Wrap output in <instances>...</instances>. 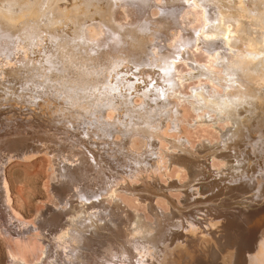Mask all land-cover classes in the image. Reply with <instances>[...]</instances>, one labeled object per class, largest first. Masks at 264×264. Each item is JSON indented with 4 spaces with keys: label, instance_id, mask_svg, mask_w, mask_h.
<instances>
[{
    "label": "rangeland",
    "instance_id": "rangeland-1",
    "mask_svg": "<svg viewBox=\"0 0 264 264\" xmlns=\"http://www.w3.org/2000/svg\"><path fill=\"white\" fill-rule=\"evenodd\" d=\"M72 1L74 3L75 0ZM146 1V4L151 7L150 11L148 10L149 6H147L146 10L151 14L145 11L144 21L148 18L153 22L155 19V22L158 21L161 16H163L162 13L169 7L177 10L179 19L185 17L187 20L191 21L190 28L185 31L182 30L180 37L176 38L172 34V32L177 34L179 31L177 29H172L165 33L166 38L167 36H169L170 39L176 38L177 42L172 47L173 51L170 54L176 61L172 67L171 74L173 77V84H169L170 86L166 84L165 86L166 93L169 94L168 100L170 103L168 100L165 101L163 98L157 99L155 96H149V99H146V94H142L143 92L145 93L143 89H148L150 86H145L146 84L143 78L140 80L139 77L142 76H139L141 75L139 71H135L136 73L133 72L130 75V80H126L127 82L130 81V84L127 82L125 83L122 79L123 82L121 81V83H119L120 81H118V83L122 85L120 86L116 80V84H118V87L120 86L119 89L115 83V86L113 85L114 88L111 87V84L108 86V80L111 81V72L105 73L109 76V79L104 74V77L101 78L104 83L99 82V84L101 83L100 86H103L105 90L100 88L98 82L93 81L94 84L91 82V84L89 83L86 86V88L90 90V94H88L86 88V90H84L83 86L75 82H73V85L72 82L69 81H66L68 84L65 82L61 84L63 81L58 82L54 80L50 71H46L47 69L42 63L44 61H39L35 54H32L28 61H30V59H36L40 64L38 62L34 64L36 61L34 60L30 63L31 65L33 64L32 66L27 61L25 62L24 58H21V60L19 59V61L16 60L18 58L12 59V57H8L19 63L21 62V64L17 62L18 66H23L21 69L20 66L18 68L17 64H15L16 61H11L10 63L13 62V64L9 65L7 62L10 59L7 57L0 58L2 61H0V68H2L0 69V144L4 141L6 143L21 145L20 139L22 138L21 141L27 143L24 147L30 148L33 145L31 148H37L35 147L37 145L39 147L40 145L43 146L41 147L42 150L34 157H28L27 159H24L23 156L15 157L14 155H7L5 157L4 161H8V164L5 166L8 181L7 188L11 200L10 206L13 209V211H10L13 213L9 214L8 212L7 214V210L4 213V210H2L3 207H0V213L2 214L0 216V264H13L10 250L16 251L20 249V247L22 248L21 236L18 234L15 235V232L20 230L18 229L20 223H27L32 227L36 224L38 214L45 213L49 209L54 208L57 209L56 213H60V209L65 208L59 200L57 192H60V195L66 200L70 199L72 196L70 200L73 202L75 201V203L82 200V203H84V205L86 204L85 208L90 213L87 217L90 218L93 216L92 219L95 220V224L87 228L88 231L85 235L87 238L89 236V238H85V240H90L93 243L86 242L87 245L84 246L83 253L88 255L85 256L86 260L83 261L81 257L78 260L71 259L72 264H76L79 260V264H84V262L86 264H110V261H107V259L110 260V258L111 263L115 260L117 264H128L131 262V264H160L159 262H162V264H169L170 255L175 257L177 263L179 261L180 263L183 262L182 264H253L256 259L260 262V260H258L259 258L255 257L258 256L255 254L259 251V256L261 260L264 261V159L261 158H264V141L257 146L254 143V145L248 144L249 139H246V141L242 140L243 145H228L226 148H231L229 151H214L213 147L218 148L226 146L217 145L219 141L221 144L223 138L217 134L218 131L216 132L214 130V125L225 128V131H227L226 122L224 123V121L220 120L217 114L216 117L214 112H211L209 115V111H206L207 109L204 110L205 112L199 110L195 111L196 108H193L189 101L193 96L194 88H201V80L206 79L205 77H195L197 72L194 71L192 66H197L199 63L201 68L206 66L204 64L208 63L209 54L206 52L205 46L209 42H207V40H212L213 38L208 37L206 33L208 30L211 32L213 29L212 27L215 23L212 21H214V19L216 21V11L211 7L207 8L209 11L211 10V13L214 11L211 17L208 13L209 11H206V9L204 10V7H195V5L198 4L196 0H168V2L167 0ZM34 2L28 1L27 6H33L32 3ZM60 2H62V0H60ZM62 3H67V0H63ZM118 3L121 4V0L118 1ZM27 6L24 9L14 7L16 8L15 10L12 7V11L9 13H11L10 15H13V17H16V15L18 16L19 12L21 14L23 12L24 14L26 12L30 14L31 12L33 13V8L36 5L33 7ZM120 8L126 9L127 7L125 8V6L123 7L122 5ZM124 9H120L122 15H124ZM64 11L66 12V10L62 11L65 14ZM16 12L18 13L16 14ZM208 16L212 19H209L210 17ZM207 18L209 21H212H207ZM87 24L83 27L82 34L87 37L91 36L89 38L95 37V33L98 31L100 25L95 22L94 24L96 26L92 25L93 22ZM90 27L96 30L94 31L92 28L93 30L91 32L89 29ZM228 27L234 29L237 26L236 24L229 23ZM149 34H151V36L149 35L148 40L153 41V43H161V38L164 37L162 36L158 39L156 36L152 35V31ZM199 36L205 40L202 45V41L200 42L198 40ZM165 41L168 46L170 41ZM47 44L50 45V42H47ZM221 46L225 47V43H222ZM44 48L46 47L42 49ZM225 49L228 50L227 45ZM39 54L38 55L42 57L44 55L43 53ZM182 56H186L187 58H183ZM190 57L191 59H188ZM3 58L7 62L4 61ZM23 62L25 65H23ZM28 65H30L29 68ZM35 65L39 66L36 67ZM35 67L37 72H35ZM40 67L44 68L42 69ZM153 68L156 69L155 67ZM7 69L8 72H11L10 74L7 72ZM23 69L27 71H22L24 73L20 72ZM137 69L141 70V68ZM12 70L20 71H16V73H18L16 75L15 71L13 72ZM42 70H45L47 73ZM30 71L33 72L31 73ZM76 71L78 70L72 69V72L77 73ZM29 73H31V76ZM137 78L139 79L137 80ZM207 80L209 81V79ZM207 80L203 81V86L206 84V86L211 89V86L216 85V88H219L218 91H221L222 88L218 87L219 85H213V83H209ZM122 83H125L127 86ZM75 84L76 86H74ZM92 84L93 88L91 86V89H94L96 91H94L95 93L89 88V85ZM137 84H141V86ZM123 86H125V88ZM135 87L138 90H136ZM75 88L77 90H75ZM95 88L99 89V92ZM107 88H109L111 92ZM80 91L82 92L81 94ZM79 95L81 96L79 97ZM97 95L101 96L98 98ZM33 98L35 100H33ZM150 98L155 102L152 100L151 104ZM171 103L174 106L171 105ZM146 104H149L151 108ZM168 105L170 107H168ZM202 114L205 116L202 117ZM141 115H145L147 118L149 117L150 121L148 120V123L142 122ZM260 126L261 125L258 123L257 132L259 136H262L264 135V128ZM253 129H255L252 130L253 133L256 134V128L254 127ZM210 131H212V133ZM213 131L216 132V134H214ZM219 137L220 139H218ZM207 139L212 141L214 145H206ZM32 143H34L35 146ZM249 143L251 142L249 141ZM59 147H61V150L57 154L52 148ZM221 152H227V154L231 153V156L229 154L231 158L228 156L229 160L225 159L223 161V153ZM249 152H251L252 156H250L251 154H249ZM215 154H217L218 157ZM219 155H221V157ZM69 156H71V158ZM233 158L234 160L236 159V163L232 161ZM251 158L252 170H248V164ZM260 159L263 161L262 163H260ZM225 161L228 164H224ZM194 163H200V166L203 168L207 167L201 170V167L196 166L198 164L194 165ZM232 164L236 165V172L238 173H236L233 168L231 169V167H229V165L233 167L234 165ZM237 164H243L242 168L245 166V169L243 168L237 171ZM64 167H67L66 170L69 173V178H67V180H64L60 175V170ZM196 168L200 175L198 178H195V174L193 173V176L189 174L190 171H195ZM225 170L231 171L228 172L229 175ZM247 170L251 172V175H248ZM231 174L233 175L231 176ZM69 179L73 184L69 182ZM195 179L198 180L195 181ZM76 184L78 186H76ZM64 185H68L69 187L66 186V189ZM95 191L96 193H94ZM5 202L7 204L6 200ZM117 205L121 206L116 207ZM119 208H122V210ZM156 211L158 213H156ZM190 211L192 213L194 212V215ZM164 212L169 214L165 215ZM207 212L209 213L207 214ZM94 214H101V221L99 220L100 218L97 217V219ZM189 214H192L195 220H190L189 217L188 219L185 216H191ZM135 215H140L143 222L146 223L148 221L155 230L157 228L161 229L158 235L160 239L157 237L158 243H156L157 238H155L158 233H156L155 239L152 236L154 243L157 244H154V247L152 245L153 240L151 244L147 243L146 249L142 248L141 244L135 243L136 240L133 241L134 239L130 232H132L131 228L135 222ZM208 215L217 222H221V225L218 227L219 229L211 233V237H213L211 241L213 243L210 244L211 241H209L208 245H204V249L201 237H204L202 232L205 231V234L208 235L209 226L205 223L209 222L206 220V222L203 223L202 218L204 217L206 219ZM130 217H132V219ZM157 217L160 219H157ZM17 219L18 221H16ZM205 219L203 220L205 221ZM201 221L203 228L195 226ZM148 223L147 227L150 226V228H152ZM158 223H160L159 226ZM190 223L194 224V227ZM58 225L59 221L56 227ZM109 225H113V227ZM114 226L117 228H114ZM60 230L61 229L58 231ZM37 232L38 234L40 233L39 231ZM114 233H116L117 236H115ZM127 233L129 238H125ZM95 235L99 238L92 237ZM140 236L142 238L144 237L143 235ZM211 237H209V239ZM24 238H31V234L24 236L22 239ZM37 238L36 241L34 238V242H36L35 250L31 251L29 254L27 252V255H25L28 264H39L38 262H43L44 254L42 255V249L45 245L38 241L39 235ZM93 240H97L95 244ZM90 246L92 247L90 248ZM180 246L183 248L182 252L185 251L183 252L184 254L180 252ZM64 247L65 244L64 246L61 245L60 248H62V251L65 250ZM154 248L155 250H153ZM172 249H176V253H173ZM167 251L168 253H165ZM112 253H114L113 255L116 257L113 258ZM130 253L136 255V258L127 260L126 258ZM188 254L190 255L188 256ZM176 255L178 256V261ZM253 255L256 258L255 260L254 257H252ZM162 257H168L167 260H169V262L167 263L166 258H163V260ZM149 258H151V260ZM103 259L107 262H103L105 261ZM183 259L184 261H182ZM121 261L122 263H120ZM257 261L255 262L256 264ZM42 264H45V262Z\"/></svg>",
    "mask_w": 264,
    "mask_h": 264
},
{
    "label": "bare ground",
    "instance_id": "bare-ground-1",
    "mask_svg": "<svg viewBox=\"0 0 264 264\" xmlns=\"http://www.w3.org/2000/svg\"><path fill=\"white\" fill-rule=\"evenodd\" d=\"M28 1H32V2L36 1V2L32 3L33 6L36 5L33 8V13L31 12V14H30L29 12H26L24 14V12H23L21 14L18 11L19 12L18 16L16 15V17H13V15H10L11 13H9V12L12 11V7L13 8L14 7H20V8L24 9L27 6ZM118 1H120V0H75L73 3L72 0H67V3H62L63 0H62V2H60V0H42V1L41 0H38V1L37 0H0V58H2V57H4V58L12 57V59L18 58L16 60H19V59L21 60V58L22 59L24 58V61L25 62L27 61L30 64V63H32V61L36 60V59H30V61H28L29 58H31L30 56L32 54H35L36 58L39 59V61L40 60L44 61L42 63L44 64V67L47 69L46 71L47 72L50 71V74L53 75L54 80H57L58 82L63 81V82H61V84L64 82L66 83V81H69V82H72V85H73V82H75L78 85L83 86L84 90H86L87 89L86 86L89 83L91 84V82H93V81L98 82V84H99V82H103V79H101V78L104 77L105 73L111 72V76H110L111 81L108 80L109 83L107 82V84H108V86H110V84H111L112 85L111 87L114 88V86L116 84V80H117V83H118V81H120L119 83H121V81L123 79V81H125V83H126L128 81V79L130 78V75L133 72L139 71V72H141V75H139V76H142V77L138 76L140 78V80L143 78L144 83L146 84L145 86H148V87L150 86V88L147 87L148 89H143L145 91V93L143 92L142 94L143 95L146 94V96H145L146 99H149V96L150 97L155 96L157 99L163 98L165 101H167L169 98L168 97L169 94L166 93L165 86H166V84H168V85L173 84L172 83L173 77L171 74H172V67L174 66V64L176 62L170 55L173 51L172 47L177 43L176 38L180 37L182 30L185 31V30H188L190 28L191 21L187 20L185 17L182 19H179V14H178L177 10L175 8H172V7L166 8V11H164L162 13L163 16H161V18L156 22H155L156 19L153 22L149 18L146 21H144L143 19L145 17L144 16L145 11H148V10L150 11V8H151L149 5L146 4V2H147L146 0H121V4L118 3ZM167 2H168V0H167ZM196 2L198 4L195 5V7H204V10L206 9V11L208 10L207 8H209V7L213 8V10L216 11L215 14L217 15V18H216V21L214 19L215 22L210 20L213 23H215L214 26L212 27L213 28L212 31L210 32L208 30V32H207L205 30L207 32L206 34L208 35V37L213 38L212 40H210V39L207 40V42L208 41L209 42L205 46L206 52H208V54H209L208 55L209 56L208 63L204 64L206 66L201 67V68H200V64L198 63L197 66H192V68L194 69V71L197 72L195 77H198V78H200V77L204 78L205 77L206 79H204V80L209 79V81L207 80L209 83L211 82V83H213V85H215V84L219 85L218 87H221L223 89V91H222V89H221V91H218L219 88L217 89L216 85L211 86V89L208 86H206V84L203 86L204 80H201L202 79L201 78L200 80L202 81L203 87L202 86H201V88L195 87L194 91H193V96L191 95L192 98L189 99V101L192 104V107L196 108L195 111L196 110L197 111L198 110L204 111L205 109H207L206 111H209L208 112L209 115L211 112H214V115L216 117L218 115L220 120L224 121V123L226 122V125H227L226 128H228L227 131H225L226 130L225 128H220V127L214 125V122H213V125L215 127L214 130L216 132L218 131L217 134H219L221 136V138H223L222 139L223 141L221 142V144L219 141L217 145H226V146H222V147H218V148L213 147L214 151L215 150H217L218 152H220L221 150L222 151H229L231 148L230 147H229L230 149L226 148L228 145H235V144L241 145L242 140L246 141V139H249V141L251 142V143H249V141H248V144H252V145L255 144L258 146L261 144V142L264 141V135L259 136L258 132H257L258 123L261 125L260 127L264 128V0H196ZM8 3H9V5H8ZM187 4H188V1H187ZM122 5H123V7L125 6V8L126 7L127 8L126 9L120 8ZM33 6L31 5V6H27V7H33ZM147 6H149L148 10H146ZM8 8H10V9H8ZM115 8L118 10H116ZM15 9L16 8H14V10ZM120 9L125 10V11L123 10L124 15H122L120 13V11H121ZM63 10H66L67 14L65 11L64 12L67 16L62 12ZM149 11H148V13L151 14ZM18 12H16V14ZM208 13L210 14L211 17L213 16L211 13V10ZM123 16H125V17H123ZM210 16H208V17H210ZM157 17H158V15H157ZM211 17L209 19H212ZM153 18H152V20H153ZM142 20H143V22H142ZM207 21H209L208 18H207ZM89 22L90 23L93 22L92 25H95L94 22L96 24L98 23L100 25L98 28V31L95 33V37H93L94 35L92 36L93 38H89L91 36L87 37L86 35L82 34L83 27L85 26V24H87ZM229 23L236 24L237 27L234 29H231L230 27H228ZM87 25H89V24H87ZM92 28L91 27L89 28L91 30V32L94 29V28L93 29ZM172 29L179 30L177 34L172 32L173 36L176 38L170 39L169 36H167V38H166L165 33H167L168 31H171ZM90 30H89V32H90ZM95 30L96 29H94V31ZM151 31H152V35L156 36L158 39H160V37L164 36L163 38H161V40H162L161 43H153V41L148 40L149 35L151 36V34H149V33H151ZM195 31H197V30H195ZM90 35H91V33H90ZM204 36H205V33H204ZM165 40L170 41L168 46H167V43ZM198 40L200 42L202 41L201 45H202L203 41H205L202 39L201 36H199ZM217 40H219V41H217ZM47 42L48 43L50 42V45L47 44ZM150 43H153V44H150ZM222 43H225V47L221 46ZM226 45L228 47V50L225 49ZM43 47H46V48H44L45 50L42 49ZM39 53H43L44 54L43 57L39 56L40 55ZM158 54H159V56H158ZM187 56H189V55H187ZM185 57H183V58H185ZM177 58H180V57H177ZM8 59H10V58H8ZM12 59H10L8 62L5 59H4V61H6L9 65H11V64H13V62L10 63L11 61H14V62L16 61V60H12ZM188 59H191V57ZM39 61L36 60L34 64H36L37 62L39 63ZM17 62L18 61H16L15 64H17ZM42 63H41V65H42ZM8 64H7V66H8ZM18 64H21V62L20 63L18 62ZM18 64H17V67L19 68L20 65L18 66ZM23 65H25V63ZM30 65H28V68ZM191 65H193V64H191ZM37 66H39V65H37ZM201 66H203V65H201ZM22 67L20 66V69ZM36 67L34 68L35 72H37ZM44 67H40V68L43 69ZM149 67H151V68L155 67L156 69H154V68L151 69ZM137 68H141V70L142 69L143 70L141 71L140 69L138 70ZM0 69H2V68H0ZM25 69H23L21 71L20 70H18V71L14 70V71H15V73H16V71L17 72L27 71ZM31 69H32V67H31ZM72 69H75V70L77 69L78 70V71H76L77 73L72 72ZM42 71L47 73L45 70H42ZM7 72H8V69H7ZM13 72H12V74H13ZM8 73L10 74L11 72L9 71ZM22 73H24V72H22ZM31 73H29V75ZM17 74L18 73H16V75ZM105 76H107L109 79L108 75L105 74ZM139 78H137V80ZM143 80H142V83H143ZM134 81H135V79H134ZM207 81H205V82L208 83ZM94 82H93V84H94ZM129 82H127V83L130 84ZM138 82H140V81H138ZM125 83H122V84L125 85ZM66 84H68V83H66ZM93 84L89 85L90 87L89 86L88 87L91 89V86H92V88H93ZM100 84H99V86H100ZM118 84H116V86L119 89V87L122 85L119 84L120 86L118 87ZM38 85H36V86H38ZM43 85H44V83H43ZM137 85L141 86V84H137ZM210 85H212V84H210ZM74 86H76V84ZM125 86H127V85H125ZM125 86H123V87L125 88ZM70 87L72 88L71 85H70ZM83 88H81V89H83ZM100 88L104 89L103 86L102 87L100 86ZM95 89L98 90V92H99V89H97V88H95ZM107 89L109 90V88H107ZM135 89H136V87H135ZM22 90H23V88H22ZM75 90H77V89L75 88ZM104 90H103V92H104ZM122 90H123V88H122ZM136 90H138V89H136ZM87 91H88L87 93L90 94L89 93L90 90L87 89ZM92 91H93V93L96 92L94 89ZM81 93L82 92L80 91V94ZM101 93H102V91H101ZM105 93H107V92H105ZM80 96L81 95H79V97ZM100 96H98V98ZM69 97H70V95H69ZM9 98H11V97H9ZM83 99H84V97H83ZM115 99H117V98H115ZM33 100H35V99L33 98ZM150 100H151L150 102L152 104L153 99L150 98ZM13 102H14V99H13ZM35 102H34V104H35ZM168 102L170 103L169 100H168ZM129 105H130V103H129ZM146 105H149V104H146ZM162 105H161V107H162ZM169 105H168V107H170ZM171 105H173V104L171 103ZM150 108H151V106H150ZM50 109H51V107H50ZM147 109H148V107H147ZM152 109H154V108H152ZM123 115H122V117H123ZM145 115H141L142 122L144 121V122L148 123V120L150 121V118L149 117L147 118ZM204 116L202 114V117H204ZM203 119H205V118H203ZM208 122H210V121H208ZM202 124H203V122H202ZM204 124H205V122H204ZM208 124H206V125H208ZM222 125H223V123H222ZM254 127L256 128V134H254L252 131V130H255V129H253ZM207 128H208V126H207ZM210 132L212 133V131H210ZM216 132H214V134H216ZM261 132H262V130H261ZM249 133H251V134H249ZM21 139H20L21 145L13 144V143H6L4 141L1 142L2 144H0V203H1L0 207L1 208L3 207L2 210H4V213L7 210V212H6L7 214H8V212L10 214L11 213L10 210L13 211V209L10 206L11 200L9 198V193H8V188H7L8 181H7V174H6L5 166L8 164V161H4L5 157L7 155H10V156L14 155L15 157L23 156L24 159H27L28 157H34L38 152H40L42 150L41 147H43L42 145H40V147L38 145L35 146V144H34L35 142L32 144H34V146L37 148H34V147L31 148L33 145L30 148L24 147L25 145H27V143L22 142ZM208 139H207L206 145H214L212 143V141H209L210 139L209 140ZM218 139H220V137ZM248 144H246V145H248ZM181 147H183V146H181ZM52 149L55 153L58 154L59 151L61 150V147L52 148ZM200 149H202V148H200ZM178 151H179V149H178ZM183 152H185V151H183ZM190 152H192V151H190ZM62 153H63V151H62ZM221 153H223V152H221ZM179 154H181V153H179ZM218 154H220V153H218ZM229 154L231 156V153L227 154V152L222 154L223 161L225 159L229 160V157H230ZM249 154H251V152H249ZM215 155H217V154H215ZM219 156L221 157V155H219ZM250 156H252V154ZM69 157L71 158V156H69ZM190 157H192V156H190ZM217 157H218V155H217ZM193 158H195V157H193ZM261 158L264 159L263 157H261ZM190 161H189V163H190ZM232 161H235V163H236V159L234 160V158H233ZM199 162H201V161H199ZM251 162H252V158H251V161H249L248 170L249 169L252 170ZM262 162L263 161L261 160L260 163H262ZM225 163H226V161L224 162V164ZM196 164H198V163H196ZM196 164L194 163V165H196ZM226 164H228V163H226ZM243 164H244V161H243ZM243 164L242 165L237 164V168H238L237 171L239 169L240 170L243 168L245 169V166L242 168ZM69 165H70V163H69ZM232 165H234V164H232ZM196 166H200V163ZM202 166H204V165H202ZM229 167H231V169L233 168V170L236 172V165H234L233 167L229 165ZM66 168L67 167H64L60 170V175L64 178V180L65 179L67 180V178H69V175H68L69 173L67 172ZM205 168L201 167V170L205 169ZM191 169H192V167H191ZM195 171H192V172L190 171V173L189 172L188 173L191 175L193 173V174H195V178H198L200 176L198 174L199 171L197 170V168ZM254 171H256V170H254ZM225 172L228 173L231 171L225 170ZM236 173H238V172H236ZM228 175H229V173H228ZM232 175L233 174H231V176ZM248 175H251L250 171H248ZM70 178H71V176H70ZM197 180L198 179H195V181H197ZM69 182L72 183V181H70V179H69ZM191 182L194 183L193 181H191ZM66 186H68V185H64V188ZM76 186H78V185L76 184ZM82 186H83V184H82ZM71 187H72V185H71ZM66 189H67V187H66ZM70 191H71V189H70ZM66 192H68V191H66ZM57 193L59 195V200L61 201L62 205L65 207V208L60 209V211H61L60 213H56V211H57L56 208L49 209L45 213L38 214V219L36 221L35 226L33 225L31 227L27 223H20V225L18 226V229H20V230L18 232L14 231L16 233L15 235L18 234L19 236H21L22 248L20 247V249H17L16 251L10 250L11 255H12L11 258H12L13 264H28L26 259H25V255H27L26 254L27 252L29 254V253H31V251L35 250L36 242H34V238L36 241V239H38L37 238L38 235H39L38 241H40L41 244L45 245V247L42 249V255L44 254L43 262H45V264H72L71 259L78 260L80 257L83 258V261L86 260L85 256H88V255L83 253L84 246L87 245L86 242L90 243L91 241L90 240L88 241L87 239L89 238V236L87 238L85 235L87 234V231H88L87 228H89L93 224H95V220L92 219L93 216H91V217L89 216L90 218L87 217V215L90 213L85 208L86 204L84 205V203H82L83 202L82 200L78 203H75V201L73 202L70 200L72 198V196L70 199L66 200V199H64V197H62L60 195V192H57ZM94 193H96V191ZM91 197H93V196H91ZM4 199L7 201V204H6ZM84 202H86V201H84ZM118 206L119 205H117L116 207H118ZM120 210H122V208ZM213 211H214V209H213ZM156 213H158V212L156 211ZM208 213L209 212H207V214ZM164 214L166 215L169 213L164 212ZM170 214H171V212H170ZM192 214L194 215V212ZM192 214H189L191 216H187V215H185V216L187 218L189 217L191 220V219H194L192 217L193 216ZM1 215L2 214L0 213V216ZM94 215L96 216V218L97 217L100 218L99 220L101 221V217H102L101 214H99V215L94 214ZM130 218L132 219V217H130ZM157 219H160V218L157 217ZM203 219H205V218L204 217L202 218L203 223L206 222V220L209 222V223H205L209 226L208 235L205 234L206 231L202 229L203 231H205V232H202L204 237H201L202 242H203L202 246L205 249L204 245L205 244L208 245L209 241H211V239L213 238V237H211V233L215 232L216 229H219L218 227L221 225V222H217L214 218L210 217L209 215H208V218L205 219V221ZM161 220H162V218H161ZM171 220H172V218H171ZM1 221H3V220H1ZM16 221H18V219ZM58 221H59V225L56 227V224H58ZM202 221L198 222L197 225H195V226H200L203 228ZM113 222H112V224L114 225ZM190 222H192V221H190ZM147 223H148V221L146 223L143 222V219L140 215H135V222L133 223V226L131 228L132 232H130V233H132L131 236L134 239V240L133 239H130V240H133V241L136 240L135 243L137 242V243L141 244L142 248L147 247V243L151 244L152 240H153L152 245L154 247V244L158 243L157 242L158 238H159L158 235H159V232L161 230L158 228L155 230L150 223H148V225L150 224L152 228H150V226L147 227ZM194 223H196V222H194ZM190 224L194 227V224H192V223H190ZM205 224H203V225H205ZM113 225H109V226L113 227ZM159 225H160V223H158V226ZM167 226H168V224H167ZM112 227H111V229H112ZM154 227H156V226H154ZM15 228H16V225H15ZM114 228H117V227L114 226ZM174 228H175V226H174ZM6 229H7V227H6ZM59 229H61V230L58 231ZM9 230H11V229H9ZM37 231H39L40 233L38 234ZM117 231H119V230H117ZM117 231H115V232H117ZM128 233L126 234L125 238H127V237L129 238ZM156 233H158L157 236H156ZM28 234H31V238L22 239L24 236H28ZM114 234H115V236H117L116 233H114ZM124 234H125V232H124ZM140 235H143L144 237L142 238ZM152 236H153V238L155 236H156L155 238L158 237L156 240V243H154L155 238L152 239ZM10 237H12V236H10ZM92 237H96V235L92 236ZM209 237H211V238L209 239ZM85 238H87L86 239L87 241L85 240ZM96 238L98 239L99 237H96ZM189 238H190V236H189ZM96 241L93 240L94 244ZM115 243H117V242H115ZM212 243L213 242L211 241L210 244H212ZM60 244L63 246L65 244V247H64L65 250L64 251H62V248H60L61 247ZM91 244H93V243L91 242ZM98 244H100V243H98ZM117 244H119V243H117ZM123 244H125V243H123ZM152 245H151V248H152ZM125 246H124V248H125ZM91 247L92 246H90V248ZM166 248H164V249H166ZM169 248H171V247H169ZM126 249H128V248H126ZM129 250H131V249H129ZM153 250H155V248ZM182 250H183V248H181V246H180V252H182ZM261 250H262V248H261ZM62 252H64V253H62ZM172 252L176 253V249H172ZM183 252H185V251H183ZM259 252H257V254H255V255H258L255 257L259 258L258 260H260V262L257 261V259L254 257V255L252 257H254V260L256 259L257 264H264V261H262L260 256H259V254H260ZM165 253H168V251ZM113 254L114 253H112V255ZM126 254H127V252H126ZM189 255L190 254H188V256ZM124 256H125V254H124ZM135 256L136 255L130 253L126 259L130 260V259L136 258ZM179 256H180V254H179ZM114 257H116V256L113 255V258ZM177 257L178 256L176 255V259L178 261L179 259ZM190 257H192V256H190ZM163 258H166L167 263L169 262V260H167L168 257H162V259ZM149 259L151 260V258H149ZM169 259H170L169 264H178V263L182 264L183 263V262L180 263L179 261L177 263L175 260V257L172 255H170ZM103 260H105V259H103ZM107 261H110V264H113V263L117 264L115 260L112 261V263H111V258H110V260L107 259ZM107 261L105 260L103 262H107ZM182 261H184V259ZM256 261H254V262L252 261L253 264H256L255 263ZM43 262H38V263L42 264ZM78 262L76 264H79ZM73 263H74V260H73ZM120 263H122V261ZM131 263H128V264H131ZM159 263L162 264V262H159ZM84 264H86V263L84 262ZM103 264H105V263H103ZM122 264H125V263H122Z\"/></svg>",
    "mask_w": 264,
    "mask_h": 264
}]
</instances>
